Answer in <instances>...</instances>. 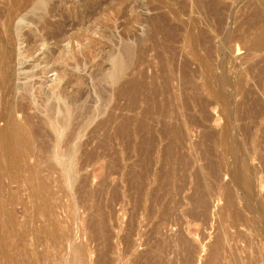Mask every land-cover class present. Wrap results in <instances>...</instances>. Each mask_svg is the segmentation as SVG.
Returning <instances> with one entry per match:
<instances>
[{
    "label": "rangeland",
    "instance_id": "374dc122",
    "mask_svg": "<svg viewBox=\"0 0 264 264\" xmlns=\"http://www.w3.org/2000/svg\"><path fill=\"white\" fill-rule=\"evenodd\" d=\"M50 254L264 264V0H0V264Z\"/></svg>",
    "mask_w": 264,
    "mask_h": 264
},
{
    "label": "bare ground",
    "instance_id": "6f19581e",
    "mask_svg": "<svg viewBox=\"0 0 264 264\" xmlns=\"http://www.w3.org/2000/svg\"><path fill=\"white\" fill-rule=\"evenodd\" d=\"M200 1V0H199ZM202 202V201H201ZM232 206V205H231ZM230 208V207H229ZM232 208V207H231ZM183 244V243H182ZM218 246V245H217ZM219 247V246H218ZM214 249V248H213ZM87 250V249H86ZM84 248H76L75 250H73V256H72V262H75L76 261V263L79 261H84L85 262V260H84V258H85V256H86V253H87V251H86ZM219 250V249H218ZM214 251H217V249L215 250L214 249ZM213 251V252H214ZM210 252H212V251H210ZM219 252V251H218ZM212 254H214V253H212ZM211 255V254H210ZM209 255V256H210ZM215 255V254H214ZM213 255V256H214ZM213 256H212V258H213ZM216 256H218V253H217V255H215V257ZM214 257V258H215ZM211 258V257H210ZM211 258V259H212ZM215 259H217V258H215ZM47 260H48V264H55V261H58L59 259H57L56 260V258H55V256L54 255H52V254H50L49 255V257H47ZM219 260V259H218ZM70 261V260H69ZM214 261V260H213ZM60 262V261H59ZM58 262V264H60ZM65 262V261H64ZM83 262V263H84ZM216 262V261H215ZM80 263H82V262H80ZM80 263H78V264H80ZM67 264H71V262L70 263H68L67 262ZM73 264V263H72Z\"/></svg>",
    "mask_w": 264,
    "mask_h": 264
}]
</instances>
